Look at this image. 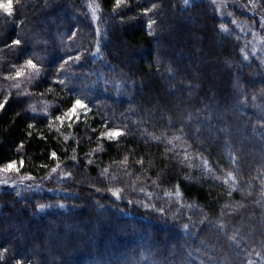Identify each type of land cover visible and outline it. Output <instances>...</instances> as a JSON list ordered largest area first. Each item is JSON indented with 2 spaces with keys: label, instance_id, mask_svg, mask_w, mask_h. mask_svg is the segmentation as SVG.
<instances>
[{
  "label": "trees",
  "instance_id": "obj_1",
  "mask_svg": "<svg viewBox=\"0 0 264 264\" xmlns=\"http://www.w3.org/2000/svg\"><path fill=\"white\" fill-rule=\"evenodd\" d=\"M11 3L0 170L37 191L0 183V264H264V59L237 25L207 0Z\"/></svg>",
  "mask_w": 264,
  "mask_h": 264
},
{
  "label": "rangeland",
  "instance_id": "obj_2",
  "mask_svg": "<svg viewBox=\"0 0 264 264\" xmlns=\"http://www.w3.org/2000/svg\"><path fill=\"white\" fill-rule=\"evenodd\" d=\"M192 1L194 0H187V2L189 3ZM207 1L213 2L212 4H214L219 17L224 20L231 21L235 23V25H237L239 30L246 37V45H248L249 47V53L258 54L260 52L264 59V13L261 12V10L257 9L256 0ZM255 18L258 19V26L256 24L257 20ZM199 62H201V64L195 67L197 70L201 71L207 64V60L203 61L204 63H202V60ZM212 66L214 69L210 71L211 74H219L218 72H216V68L214 67V65ZM204 70L206 71L207 68H205ZM16 167L17 166L7 172H5L4 169L0 170V172H2L0 173V183H9V185H16L19 190L25 194H30L34 191H37V189L33 187L34 185L29 184L28 180L13 179V177L9 175L11 171L16 170Z\"/></svg>",
  "mask_w": 264,
  "mask_h": 264
},
{
  "label": "snow or ice",
  "instance_id": "obj_3",
  "mask_svg": "<svg viewBox=\"0 0 264 264\" xmlns=\"http://www.w3.org/2000/svg\"><path fill=\"white\" fill-rule=\"evenodd\" d=\"M122 2V0H117V5H119L120 3ZM185 2L187 3V0H185ZM0 8H3L6 12H8L9 14L11 13V10H12V3H11V0H9V2L7 4H0ZM13 44L15 45H19L20 44V40H15L13 41ZM78 59V58H77ZM26 66L28 68H32L34 70H36V73L38 74L39 73V69L37 68V66L35 64L32 63L31 60L27 61V64ZM23 71L22 70H18L17 71V75L16 76H12V77H6V79H16L18 76H21L23 75ZM16 87H19V84L16 85ZM8 103V100L7 98H5L4 102L3 103H0V110H3L5 108V105ZM85 109L86 108V105L82 104L80 100H76L75 101V105L73 106V108H71L69 110L70 114H75L77 109ZM123 133L120 132V131H109L106 133V135L109 137V138H115V137H119L120 135H122ZM53 156H55V154L53 153ZM15 167V165L13 163H9L6 168L4 169L5 172L13 169ZM53 171H55V169H53ZM114 195H118V192L117 193H113ZM43 207V206H41ZM0 258H2V254H0Z\"/></svg>",
  "mask_w": 264,
  "mask_h": 264
}]
</instances>
